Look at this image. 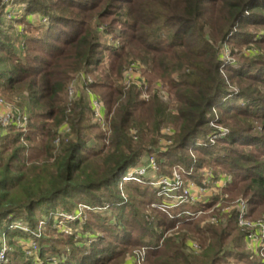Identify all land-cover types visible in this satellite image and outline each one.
Segmentation results:
<instances>
[{"label": "trees", "instance_id": "1", "mask_svg": "<svg viewBox=\"0 0 264 264\" xmlns=\"http://www.w3.org/2000/svg\"><path fill=\"white\" fill-rule=\"evenodd\" d=\"M9 2L21 6L20 18L7 17ZM15 23L25 33L22 55L11 33ZM101 31L111 43L102 42ZM224 45L260 53L223 61ZM136 62L149 82L166 85L171 103L159 91L143 101L142 89L119 85ZM82 72L93 78L84 88L112 113L107 135L91 122L89 102L67 97ZM0 93L8 100L26 95L29 112L25 131L11 126L0 133V236L32 239L37 249L29 256L9 241L14 250L6 264H121L129 250L142 248L143 264H263L264 254L237 245L244 231L235 210L225 223L203 229L202 216L159 210L162 196L146 178L122 183L121 176L145 154L156 156L158 175L180 170L199 186L206 168L221 165L231 175L224 204L242 198L247 218L264 217V0H0ZM211 123L227 131L214 143L207 138L219 131ZM66 126L71 136L55 146ZM164 129L172 142L160 152ZM212 172L213 184L220 175ZM79 205L90 216L68 222L78 229L72 234L60 232L54 217L73 215ZM105 207L107 214L91 211ZM15 220L28 232L10 229ZM41 221L46 226L37 238ZM190 236L205 246L198 256L187 252Z\"/></svg>", "mask_w": 264, "mask_h": 264}, {"label": "rangeland", "instance_id": "2", "mask_svg": "<svg viewBox=\"0 0 264 264\" xmlns=\"http://www.w3.org/2000/svg\"><path fill=\"white\" fill-rule=\"evenodd\" d=\"M6 9H7L6 10L7 12L6 11L5 12L7 13L6 14L7 17H9V18L16 17V19L20 18L21 6H19L18 4H12V3L10 4V2H9V3H7V8ZM34 18H29V21L32 24V26H35L36 22H37L36 19H34ZM38 20H40V18ZM22 28H23L22 24L15 23V26H14L13 30L11 31L12 35L14 36V38L17 39V42L15 44V49H16V51H18V53L20 55H22V53L20 52V47L18 45V43H19L18 41L22 40L23 36L25 35V33H21V29ZM102 28H103V26H102ZM34 30H36V29H31L32 32ZM32 32H29V33H32ZM101 34H102V42L103 43H105V44L106 43L107 44L111 43V40H110L111 36H109L108 34H105V32H103V31H101ZM259 53L260 52L255 47H252V46H249V47H247V46L238 47V46L224 45V46H222V48L220 50V55H222V60L223 61H229V60H232V59H234V60H240L241 59V61H242V57L250 59V58H253L255 56H258ZM232 54H234V57H232ZM145 71H146L145 67L139 62L130 64L129 66H127L123 70V73H122L120 81H119V85L124 86L126 88H128L130 86L139 87L140 89H142V93H141L140 98L143 101H147L149 99V96H150L151 92L159 91L160 95L162 96L164 101H166L168 103H171L172 100H171L170 96H168V94L166 93V91H167L166 85L162 81L149 82L148 78L144 74ZM79 76L77 77L75 82L72 83V85L69 86V88H72L71 90L74 91L73 93H77V96H79V95L82 96L86 102L90 103L91 100L92 101L101 102L102 107L104 108V113H105L104 122H103V124L98 122L97 118L94 115L95 111H94V113L92 111L93 117H91V122L92 123H97L99 125L101 124L100 125L101 129H103V132H105L106 135H107L108 134V125H109L108 121L110 120L112 113H108L107 112V114H106V110L107 109L105 110L106 107H105V104L103 103L102 99L99 98L96 94H94L90 90H87L86 88H84L85 87V83L82 82V79H80ZM86 76L88 77V80H89L88 82H90V83L93 82V78L90 75H86ZM68 89H67V97H68V99L69 100H75V94L72 95V97H74V99H70ZM235 89L236 88L231 87V92L232 91H236ZM24 96H26V95L23 94L21 96L13 97L12 100L11 99L8 100V99H6V97L2 93H0V100L3 101L4 103L8 104V105H11L12 107H15V108L24 107L23 109H26L25 115L27 116V114L29 112H28V108L26 106H24L25 104H24V100L22 98ZM215 116H216L217 119L220 118L217 112H216ZM107 117H108V120H106ZM210 126H211V128L213 130H220V129H224L225 128L221 124H218V125L217 124L216 125L211 124ZM160 134H161V137L159 139V144H160L159 151L163 152L165 150L166 146L171 144L172 141L170 140V138H171L172 134L169 131V129L162 130ZM67 135L71 136L70 135V130L66 126L62 130H60V132H58V135L55 138V140L53 141V144L55 146H57L59 144V141L64 139V137L67 136ZM106 143H108L107 140L103 144L106 145ZM197 144L200 145V141ZM99 145H102V142ZM153 155L152 154H149V155L145 154L144 155V157H145L144 160L145 161L141 162L136 167L137 168L146 167L147 162L149 161L150 158H154L155 159L156 156L154 155L155 156L154 157ZM213 170L220 176L228 174V173L224 172V170L221 167V165L215 166L214 169L212 167L206 168L204 172H207L210 175H213V172H212ZM174 171L179 172V170H173L172 173ZM157 172L158 171H157V165H156V169L153 172H150L149 170L147 171V174H146L145 178L149 179V182H151L152 180H155V178L156 179H160V178H163V177H167L168 178L167 175H158ZM217 180H219V179L217 178ZM185 181L188 182V183H190V182L193 183L190 179H185ZM202 182H203V180H202ZM213 186L214 185L210 186V189L211 188L215 189V190H210L212 192H216V193H213V194H211L209 189L206 190V193L203 192V191H201L199 193L200 190L196 186L193 188V192H192V196L193 197L196 196L199 193L196 196V199H198L199 202L200 201L203 202L205 200L210 201V200H213L214 197L218 198L217 203L210 208L211 210L208 208L209 210H207L204 213H202L201 215H199V216L204 217L203 220L200 223V227H203V229L205 228V225H210V226L216 227L219 224L225 223L226 219L230 217L231 211L235 210L236 202L239 201V200H242V198H238L234 202H232L231 204H228V205L224 204V201H225L224 199L227 198V195L223 192V190L220 191V189H217L216 187H213ZM214 194H217V195H214ZM79 206H82V205H79ZM80 210H81V213L83 214L84 220H85V218L87 219L89 214L85 213L86 211H83L82 209H80ZM75 211H77V210H75ZM108 211H109V207H105V208H103L101 210L95 209L94 213H106L107 214ZM213 216H215L216 219H217L216 223H212L211 222ZM253 216L255 218H257V219L253 220V219L246 218L247 219L246 221L248 223H250V224H256L259 221H264V217H260L259 218L258 213H254ZM44 218H47V217H45L43 215V219ZM55 223H56V221H55ZM235 223H236V227L239 230L244 231V235H243V237H241V239H239L237 241V245H239L241 249L243 248L244 251H247V252L251 253V251L247 248V245L245 243V237L250 232L251 229L242 227V226L238 225L237 222H235ZM10 226L11 227H15V226H17V227H26L24 224H22V222H20V220L13 221V223ZM40 226H42L41 229L44 231L46 223L40 224V222H39L37 227H40ZM58 226L61 227L60 225H58ZM13 229H15V228H13ZM77 230L78 229H75V230L71 229V231H77ZM172 231L173 230L167 231L165 235L166 236L172 235V233H173ZM43 234H44V232H43ZM97 235H100V237L102 236V234H100V233H97ZM188 238L189 239H187V241H186L187 252L189 254L193 255V256H198L199 254H201L203 248H205V246H201L202 245V241H200L198 238L193 237V236H190ZM9 241H11L13 244H18L19 246H21V250L22 251H25L27 247H29L30 245H33V243H34V241L32 239H28L27 241H25L23 238L17 237L15 239L8 240V238L6 236L1 235L0 236V247H4L8 251L7 254H6V258L3 261V264L7 263L8 254L12 253L13 250H14L13 247H11ZM134 252L135 251L129 250L126 253L125 258H124V260H123V262L121 264H126L130 260V258L133 257ZM36 257L37 256L34 257L35 260H36ZM257 257H259V256H257ZM230 263H232V262H230Z\"/></svg>", "mask_w": 264, "mask_h": 264}, {"label": "built area", "instance_id": "3", "mask_svg": "<svg viewBox=\"0 0 264 264\" xmlns=\"http://www.w3.org/2000/svg\"><path fill=\"white\" fill-rule=\"evenodd\" d=\"M80 79H82L83 83H90L88 82V77L85 73H81L79 76ZM81 82V83H82ZM72 88L68 89L69 97L70 99H74L72 97L73 94H75V98L77 96V93H73L74 91L71 90ZM91 109L94 113L95 111V117L97 118L98 122L103 124L104 122V108L102 107L101 102L97 101H90ZM213 113H215L214 110H212ZM100 124V125H101ZM212 124V123H211ZM15 126L21 130H25L27 126V116L25 113H23L21 110L12 107L11 105H8L0 100V133L4 134L6 132V129ZM217 134L212 133L210 136H208V140L210 143H214V141L218 137H223L227 134V131L224 129L218 130ZM156 169V161L154 158H150L147 162L146 167H140V168H131L129 169L125 174L121 176V182H134V183H142L147 171L153 172ZM183 172L179 170V172L174 171L171 176L163 177L160 179L152 180L149 182V184L159 192V194L162 196V201L158 205V209L161 210L164 213H168L170 210H180V212L177 214L178 217H189V218H196L205 211L209 210L212 206H214L216 203H214L212 206L208 207V205L212 202V200L208 201L205 200L203 202H199L198 199H196V196L201 192H205L206 190H215L214 188L210 189L211 185H214L213 187H216L217 189L223 190L226 188L228 184L231 183V175L225 174L223 176H220L219 180H217L215 183H211L212 181V175L205 172L204 173V179L202 182V185L199 186L195 183H188L183 179ZM153 179V178H152ZM149 181V179H147ZM199 188V193L196 196H192L193 188L194 187ZM211 194L216 193L210 191ZM217 195V194H214ZM202 204L203 207H205L204 211H198L193 212L187 209H182V207L191 206L195 204ZM209 208V209H208ZM79 209V210H78ZM77 211H75V214L68 215L64 212L59 213L54 217V223L55 226L58 228L60 232H63L64 234H72L73 231H71V228L67 225L68 222H74L76 220H80L81 217H83V214L81 213L82 209L83 211H89L90 208L86 207L84 205L79 206ZM94 208L91 211H95ZM101 210V209H97ZM211 210V209H210ZM236 211V222L238 225L250 228V232L245 237V243L247 245V248L251 251V254L255 257L257 256H263L264 254V221H259L256 224H250L246 220L247 218V203L245 200H239L236 202L235 206ZM60 222H59V221ZM212 223H216L217 219L215 216L212 217L211 220ZM45 222H40V224H44ZM60 225L61 227H59ZM42 226L38 227L37 232L35 236L37 238H40L43 235V230L41 229ZM10 229H20L24 232H28V227H11ZM43 231V232H42ZM26 253L29 256H32L33 254H36L37 249L35 246V243L33 245H30L26 248ZM7 249L4 247H0V264H3V261L6 258ZM146 249L142 248L138 251H135L133 254V257L130 258V260L126 264H143L144 258H145ZM262 263L264 264V258L262 260ZM232 264V263H229Z\"/></svg>", "mask_w": 264, "mask_h": 264}]
</instances>
